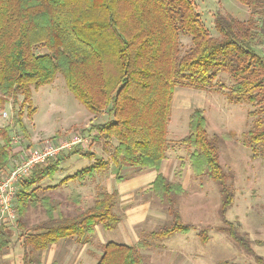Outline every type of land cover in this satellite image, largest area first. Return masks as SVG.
Returning a JSON list of instances; mask_svg holds the SVG:
<instances>
[{
	"label": "trees",
	"instance_id": "trees-1",
	"mask_svg": "<svg viewBox=\"0 0 264 264\" xmlns=\"http://www.w3.org/2000/svg\"><path fill=\"white\" fill-rule=\"evenodd\" d=\"M238 1L250 9L249 20L217 12L214 23L219 36H211L193 0H0V104L12 99L16 107L21 102L32 115V88L52 83L61 72L68 89L91 113L109 114L108 121L93 124L88 132L95 131L96 139L117 140L111 160L121 166L159 170L169 148L167 127L175 88L209 90L225 71L233 80L227 91L229 101L258 107L244 142L260 153L264 149V51L260 52L264 50V0ZM181 34L192 38V46L184 52ZM36 45L48 50L37 54ZM21 109L12 122L0 127V176L13 166L12 130L17 127L29 137ZM207 124L205 110L194 108L181 142L192 148L194 174L219 184L221 216L226 219L235 193ZM71 152L93 157L90 151ZM62 160V155L49 160L20 182L16 220L0 223V251L10 247L12 226L17 225L24 264H43L40 253L61 238L86 242L98 224L112 229L121 220L115 212L116 190L98 191L86 209L81 208L82 193L73 190L67 201L77 207L74 216H65L51 195L38 192L43 190L42 181L59 171ZM109 163L96 159L61 183L92 179ZM152 190L172 216L153 235L165 239L189 232L192 226L182 221L177 208V198L185 193L180 181L158 173ZM30 208L43 209L46 218L29 224ZM226 223L218 229L243 243L235 224ZM142 246L143 241L133 246L107 242L97 264H143ZM256 259L264 264L261 256Z\"/></svg>",
	"mask_w": 264,
	"mask_h": 264
},
{
	"label": "rangeland",
	"instance_id": "rangeland-1",
	"mask_svg": "<svg viewBox=\"0 0 264 264\" xmlns=\"http://www.w3.org/2000/svg\"><path fill=\"white\" fill-rule=\"evenodd\" d=\"M193 1L211 36H219L214 23L217 12H229L243 21L249 20L251 16L250 9L238 0ZM180 40L182 52L192 46L190 35L181 34ZM47 50V47L43 45H36L34 48L37 54ZM263 51L260 52L263 53ZM232 83L233 80L229 73L223 71L218 76L214 86L207 90L208 99L205 100V113L208 119L207 131L209 137L217 145L221 164L227 173V181L235 193V203L228 210L226 219H224L220 215L222 194L218 183L207 176L193 178L191 181L192 191L178 197L180 201L177 199V208L182 212L186 222L192 223L194 228L189 235L182 236V234L177 233L162 240L150 238L147 236L149 233L147 232L143 235V240L159 244V246L157 249L150 250L149 255L143 253V264H166L167 259L172 257L176 251L183 259L187 256L196 261L190 264H260L256 255H264V149L256 154L244 142L247 131L254 124V119L258 117L253 113L258 107L249 102H230L227 91ZM22 99L23 97L20 96V101ZM21 104L20 102L14 107L12 99H9L0 105V127L12 122V116L21 108L22 119L27 130L33 135L37 134L41 137L53 136L57 132H59L57 135L59 136L60 133H66V131H85L86 127L92 126L88 123L89 120H96L91 116L92 113L68 89L65 76L61 72L57 73L52 83L32 91L31 105L36 110L35 113L30 115L29 109L22 107ZM193 109L190 108L186 113L180 115H178L177 109L174 108L172 111L171 121L172 124H177L179 132L175 136L177 139L171 140L167 150L168 155L173 159L177 158L178 161L188 163L191 148L184 145L180 138L185 133L184 128ZM3 111L7 113L6 117L2 115ZM107 118L108 115H103L100 118L101 121L96 122H104ZM179 127L182 129L180 130ZM16 128L12 130V136L16 133L21 134ZM96 141L97 143L93 145L99 147V153H104L108 147L105 148L103 141L98 143V138ZM90 148L81 150L89 151ZM92 162V159L81 153H72L61 161L60 169L52 179V182L58 185V187L56 186L57 189H60L54 191L57 196H54L57 205L69 216L74 214L76 210L75 205L67 201L71 191L78 189L83 193L84 200L81 208L86 209L94 203L98 191L112 187L110 186L111 183L116 184V178L111 177L113 173H116L115 176H121L119 174L123 173V170H109L107 172L109 175L103 181L98 183L99 178L96 176L87 180L83 187H79L80 185L77 184L78 181L76 180L61 183L63 178L91 165ZM122 176L121 178H123ZM38 192L43 194V191ZM152 205H156L159 210L165 213L166 217L157 226L151 227L147 231L156 230L161 224L171 220L166 205L161 200L154 197ZM39 211L43 212V209L30 208L29 224L41 219ZM226 221L235 224L233 228L238 232L245 246L243 243L235 241L229 234L217 232L215 227L221 223L227 225ZM12 227L16 232L17 225ZM202 233H205L208 238L205 244L201 242ZM92 237L95 238L96 236ZM13 239H16V236L13 235ZM151 253L154 254V259ZM181 262H174V264Z\"/></svg>",
	"mask_w": 264,
	"mask_h": 264
},
{
	"label": "crops",
	"instance_id": "crops-1",
	"mask_svg": "<svg viewBox=\"0 0 264 264\" xmlns=\"http://www.w3.org/2000/svg\"><path fill=\"white\" fill-rule=\"evenodd\" d=\"M34 89H38V88L33 87L32 91ZM207 93H208L207 90H201V89L191 88V87H187V86L176 87L174 95H173V99H172V111L175 108L178 110V113H179L178 115H180V114L186 113L187 110L190 108H202L205 110L206 109L205 100L208 99ZM192 97H194V98L192 99ZM194 99H195V102H194ZM24 107L27 108V105H25ZM28 112H29V110H28ZM35 112H36V110H34V113ZM171 114H172V112H171ZM103 115H108V118L106 120V121H108L109 120V114L108 113H106V114H104V113H102V114L92 113L91 116L94 117L96 120L95 121L89 120L88 123L93 125V124H99V123L106 122V121L96 122L99 120L101 121L100 118ZM13 116H12V120H13ZM189 117H190V115H189ZM22 118H23V115H22ZM87 121H88V119H87ZM169 122L170 123H168V127H167V135H168L167 140H168L169 146H170L171 140L177 139L175 136L178 134L179 129H177V124H172L171 116H170ZM188 123H189V119H187V123L185 125L186 127L184 128L185 133L180 138V140L188 133ZM181 129L182 128H180V130ZM88 131H89V128L86 127L85 131H83V132H88ZM28 132H29V137L28 138L26 137L28 144H34L42 138L41 136H38L37 134L33 135L30 131H28ZM72 132H74V131H71V132L66 131V133H60L59 136H66ZM58 134H59V132H57L55 135L49 136V137H54V136H57ZM11 135H12V133H11ZM45 137H48V136H45ZM99 141H103L105 144V148L108 147V149L104 150L105 154L99 153V147L93 145V146H91V148L89 147L90 148L89 151L93 153V157L92 158L89 157V158L93 160L92 163H94L96 161V159H99V158H104L106 160H109L110 163L108 164L107 169L98 171L93 178H95L97 176L99 178L98 179L99 180L98 183H99L100 181H103L106 176L109 175V173H107L109 170H113V169H116V171L117 170H119V171L123 170V173L119 174L121 176L123 175L122 176L123 178H121V176H118V175L115 176L116 173H113L111 177H113L114 179L116 178V180H117L116 184L111 183L110 186H112V187L106 188V190H108L109 192L116 190L118 193V205L115 208V212L121 216V220L112 229H107L102 224H98L95 227V233L92 235V236H96V237L94 238L91 236L89 238V240H87L86 242L77 240L76 238H61L58 242L52 244L51 246L44 249L40 253L38 258H39V261H41L43 264H51L53 262H59L60 264H97L99 257L103 253L104 245L110 241H113L116 243H126V244L132 245V246L137 245L139 242L143 241L145 243V246L144 247L142 246L140 248V252L142 254L147 253L149 255L150 250H153L154 248L157 249L159 244L150 243L146 240H143V235H145L147 232H149L147 234V236H149L150 238H153V239H158L153 235V233H155L161 227H163L164 225L168 224L171 221L170 220L168 222L167 221L164 222L156 230L152 229L151 231H147V229L154 227V226H157L159 223L162 222V219H164L166 217L165 213L162 212L161 210H159L156 207V205H154V206L152 205V202L154 201V197L161 200L158 196H156V194L152 190V186H153L154 180L156 178V175L158 173H162L165 177H167L171 181H180L183 188L185 189V193L182 194L181 196L186 195V194H188V192L192 191L191 190V187H192L191 181L193 178L201 177V176H196L194 174L191 163H190V158H189V163L184 162V161H178L177 158L173 159L171 156H169L168 151H167V155H166L165 159L163 160L159 170L141 169L139 167L117 165L116 163H114L111 160L112 150L117 145V143H118L117 140L111 139V140L106 141L103 138H100V139L98 138V143H99ZM95 143H97V141L94 142L93 144H95ZM92 147H93V149H92ZM15 150H16V146L14 145V146H12V152L13 151L15 152ZM78 150L82 151L81 149H78ZM191 151H192V148H191ZM191 151H189V152L191 153ZM76 153H80V152H76ZM190 153H189V155H190ZM71 154H72V152H64V153H62V158L63 159L67 158ZM99 154H101V155H99ZM113 167H115V168H113ZM130 171H132V172H130ZM52 179L53 178H46L45 180L42 181V183H41V185L43 187L42 191H43V194L51 195L54 198V200L56 201L55 197H57V196L54 194V191L60 190V189H57L58 185L54 184L52 182ZM85 183H86V181H84V182L78 181L77 184L80 185L79 187H83L85 185ZM47 186H52V187L49 189H44ZM218 186H219V184H218ZM53 187H56V188H53ZM75 190L82 193L78 189H75ZM71 193H72V191H71ZM82 195H83V193H82ZM83 200H84V196H83ZM83 200H82V202H83ZM178 200L180 201V199H178ZM221 205H222V199H221ZM230 208H232V207H230ZM60 210L64 213V211L62 209H60ZM166 210L172 219V216L169 213L167 206H166ZM228 210H227V212H228ZM39 212H40L41 219L39 221H36V222H40L46 218L44 212H42V211H39ZM179 212L181 214L182 221L184 223L190 224L192 226V229H193L194 225L192 223L186 222V220L183 218L184 216H183L182 212L180 210H179ZM227 212H226V214H227ZM57 213H59V211ZM77 213H78V210L76 207L75 213L70 214V216H74ZM226 214H225V216H226ZM64 215L69 216L66 213H64ZM220 215H221V207H220ZM36 222H34V223H36ZM222 225H223V223L217 225L215 227V229L217 230V232L226 233V232L218 229V227H220ZM192 229L187 233H182V232H177V233L182 234V236H186V235H189V233L192 231ZM108 231H109V233H107ZM17 233L18 232H13L12 235L16 236V239L12 238V243H11L10 247L8 249L0 251V264H24L23 248L21 246V239H19V236H18L20 232L18 234ZM177 233H175V234H177ZM175 234H173V235H175ZM173 235H171L170 237H172ZM170 237H168V238H170ZM158 240H162V239H158ZM207 241H208V238L206 237V234L202 233L201 234V242L205 244ZM151 254L153 255V259H154V254L153 253H151ZM259 256H261L264 260V257H263L264 255L263 256L259 255ZM179 261H182L186 264H190L191 262H196L187 256H185L183 259L182 257H180V255L177 254V251H176V252H174V255L172 257L167 259L166 264H174V262H179ZM182 262L180 264H182ZM242 264H248V263H242ZM249 264H252V263H249Z\"/></svg>",
	"mask_w": 264,
	"mask_h": 264
},
{
	"label": "built area",
	"instance_id": "built-area-1",
	"mask_svg": "<svg viewBox=\"0 0 264 264\" xmlns=\"http://www.w3.org/2000/svg\"><path fill=\"white\" fill-rule=\"evenodd\" d=\"M3 116H7L5 111ZM96 132H72L66 136L44 137L34 144H27L22 134L13 136L16 150L12 156V168L0 176V223H14L17 217L16 197L20 182L30 177L38 166L46 165L64 152L88 149L96 140Z\"/></svg>",
	"mask_w": 264,
	"mask_h": 264
}]
</instances>
